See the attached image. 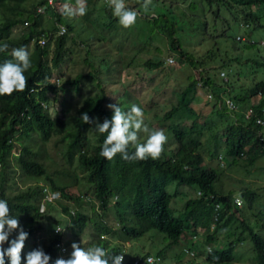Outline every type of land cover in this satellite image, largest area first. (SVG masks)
Listing matches in <instances>:
<instances>
[{"label":"trees","instance_id":"trees-1","mask_svg":"<svg viewBox=\"0 0 264 264\" xmlns=\"http://www.w3.org/2000/svg\"><path fill=\"white\" fill-rule=\"evenodd\" d=\"M25 1L27 0H0V11L6 8L12 14L8 16L4 13L3 21H0V44L7 43L9 46L6 52H0V63L12 58L11 50L13 48L27 47L30 41L35 39L33 42L35 43L34 48L30 51L32 67L24 73L28 80L26 90L14 92L11 96H0V164L2 167L5 168V162L12 156L15 162L19 163L24 174L35 181L44 180L53 190H57L61 199L56 202V205H60L62 212L67 213L66 215L70 217L68 227H72L74 234L81 235L88 223H91L95 229V231L92 229L90 233V236H93L95 240L93 245L103 246L109 256L124 254L123 264H131L134 258L144 257L149 252L144 251V253L138 255L137 252L130 250L132 255L128 251L127 253L131 256H127L121 243L110 242L106 238L103 239L106 234L114 236L117 233L119 234L118 238L134 240L148 231H153L167 238L169 242L166 247H171L179 244L184 235L191 238L190 236H195L198 233L199 235L205 233L204 242L206 243H203L205 251H201L205 264H233L234 249L238 243L245 239V235L252 242L254 248L255 256L253 260H250L253 261V264H264V236L255 231L254 227L245 221L241 207L237 209L238 216L232 212L235 206L233 197L229 196V193L225 194L217 189L218 172L203 165L201 137L204 134L205 120L200 122L199 114L190 107L196 99L195 93L198 84L216 102H222L223 94H225L231 97L240 107L243 106V103H246L243 106V112L241 113V110L238 112L240 114L239 119L227 129L225 135L227 150L224 160L229 159L230 162H235L237 159L245 157L247 163L251 164L258 157L264 156L263 134H259L261 129L254 122V117L264 119V80L257 81L246 91L245 95L237 93L231 96L230 89L233 87L228 78L226 81L216 79V77H219V72L223 71L219 69H224L227 66L225 62L220 67L217 66V70L213 74H207L205 61L183 49L176 29V20L171 19L167 12L168 10L172 11L173 2L166 3L165 0H161L162 8H159L152 1L148 11L141 13L138 6L141 5L142 0H125L129 8L139 12V16L144 20L150 31L157 28L160 31H162V28L166 29L169 41L168 50L177 54L179 63L183 62L184 65L187 64L191 68L197 69L199 78L195 79L191 72L188 73V76H186L188 77L187 84L176 93V103L170 107L168 112L164 113L159 122L163 126L165 120L171 119V123L167 127L171 128L175 138V147L172 151L163 153L155 160L148 158L129 161L122 159L120 154H117L112 160H108L100 156L103 141L107 134L96 132L94 124H85L80 119L85 112L93 120L98 118L101 123L105 118L111 119L114 113L112 109L105 107L103 103L104 94L86 97L74 115L67 116L64 113L65 111H55L54 115L48 112L46 108L50 102L48 93L56 96L63 91L62 85L49 81L50 70L52 67L57 68L65 55L69 53L66 47V38L73 27L70 23L66 24L62 19L63 15L60 11H57V7H54L58 6V0H56L53 7L48 5L47 0H38L37 3L33 4L32 11L21 8L22 3ZM205 1L210 6H213V4L216 6L215 16L222 8H226L232 14V10L241 7L247 21L254 19L260 22L264 18V0ZM103 2L108 7L107 10L112 11L109 0L106 2L103 0ZM127 2H131V4H127ZM38 6H45L44 14L55 20L56 24L65 23L66 32L58 35L57 25L52 24L48 28L43 26L39 20V16L42 15L36 13ZM252 6L256 7V11L251 9ZM150 9L151 12L155 11L153 16H149ZM91 10L94 11L95 9L92 8ZM1 16L0 12V18H2ZM234 18L235 21L238 20L236 15H234ZM106 19L108 20L107 27L111 24L116 25L118 20L114 15H109V19L106 16ZM25 21L29 23L27 30L22 31L19 35L11 36L12 28L19 24L23 25ZM260 24L264 26L262 22ZM137 29L142 30L144 28L139 26ZM142 32L144 33V31ZM40 36L47 38L43 46L37 42ZM244 37V40L236 41L240 43L239 48L246 51L257 48L259 52L257 45L262 46L257 44L259 41L254 39L256 43H250V37L246 34H244ZM148 39H151L150 35L147 37ZM49 44H53L54 49L51 52ZM49 53L52 54L49 59L50 65L48 64ZM208 56L211 57L212 53L207 55L206 58ZM163 63V58H158L154 61H145L146 66H144L159 68ZM259 65L264 66V60ZM226 73V75L230 74V72ZM89 76L94 77L92 74L87 75V77ZM85 77L78 75L72 80H66L65 83L79 89L78 86L83 78L85 80ZM91 80L88 82H91ZM96 86L100 87L98 83H96ZM225 88H229V93ZM255 96H261L260 102L247 105L249 102H246V99ZM221 105L224 110L229 111L223 103ZM247 107L253 109V114L249 119L244 116ZM127 108L129 106L124 107L123 110ZM172 118L177 119V121ZM89 131L95 133L97 138V143L94 146H91L87 136ZM34 134L38 135L41 143L49 140L52 136H60L58 143L62 145L61 153L69 163H71V158L75 154L77 155L78 167L84 174L82 179H86L89 183L94 201L103 212L104 217L107 216L108 211L113 212V219L117 222L116 225L110 224L102 218L100 219L98 214L95 215V219L80 209L82 202H86L93 212L96 210L92 197L87 192L83 194L73 193L71 191L72 185L57 184L47 174L45 166L36 158L28 142L24 141V139H32ZM133 151L134 149L130 146L129 153ZM74 183L77 184L76 178ZM172 183L180 187H193L195 191L199 192L197 197L187 200L186 208L180 215L175 214V209L171 205L174 193L169 192L168 187ZM3 184L4 180L0 178V199L8 202L12 216L17 217L19 221L27 220V228L25 229V226L22 228L28 233L29 238L33 230L41 228L38 224H41V219L47 215L38 212L36 202L40 194L39 189L37 186H28L26 191L9 197L6 195ZM242 197L244 203L249 206L255 200L256 194L247 189L242 193ZM61 201H65V203ZM71 201L78 205L75 208L74 215L70 213L71 206L69 202ZM216 203L220 204V209L217 212L214 210ZM53 206L55 205L50 204V209ZM215 214H217L218 220L214 223V228L211 229ZM255 223L259 227H264V205L256 214ZM232 224L240 229L238 233L236 231L227 232V235L234 238L222 245L219 241L216 242L214 234ZM17 235L18 232L10 236L9 239L11 240ZM60 238L59 235L55 236L52 241L40 247L51 256L50 264H54L55 260L59 258L56 243L60 241ZM182 244L183 247L187 244L185 248H191V243L188 240L187 242L185 240ZM206 245L211 249V252L206 251ZM8 246L6 243L4 248ZM31 247V251L35 249L34 243L31 244ZM192 248L197 247L193 246ZM183 250L185 254L190 256L184 248ZM156 255L161 256V254ZM199 257L201 255H197V258ZM197 260L192 257V264H199ZM9 261L5 257V262Z\"/></svg>","mask_w":264,"mask_h":264},{"label":"rangeland","instance_id":"rangeland-1","mask_svg":"<svg viewBox=\"0 0 264 264\" xmlns=\"http://www.w3.org/2000/svg\"><path fill=\"white\" fill-rule=\"evenodd\" d=\"M37 1L27 0L22 3L21 8L32 11L31 9L34 8L33 4L37 3ZM104 1L106 2L107 0ZM152 1L157 4V7L162 8L161 0ZM58 2V6L54 7H57V11H60L64 3L74 4L75 0H58ZM165 2H173L174 4L171 12L170 10L166 11L171 19L176 20V29L183 49L198 59L202 58L205 61L207 74H213L217 70V66L220 67L222 63L225 62L227 64L224 69L219 70H223L225 73L230 72V74L226 75V79L220 76L216 77V79L218 81L219 79L226 81L228 78L233 87L230 89L231 96L237 93L245 95L246 91L257 81L264 80V66L259 65L264 60V45H257L259 52L257 48L246 51L239 48L240 43H237L235 38L236 35L244 33L257 41L264 39V26L260 24L262 22L264 25V18L260 22L254 19L247 21L241 7L232 10V14L226 8H222L215 16L216 6L214 4L210 6L205 0H165ZM127 4H131V2H127ZM87 6V14L83 17L68 18L62 16L66 24L70 23L73 29L67 34L66 38V47L69 53L65 55L57 68L52 67L50 70L49 81L62 85L63 91L56 96L48 93L50 101L46 107L48 112L54 115L55 111H65L64 113L67 116L74 115L86 97L103 94L105 97L103 103L107 109H110L108 105L114 104L122 109L129 106L125 110L127 111L132 104H136L143 109L145 123L150 129H162L165 131L168 139L163 147L162 154L169 153L175 147V138L171 128L167 127L170 125L171 119L165 120L163 126L159 122L164 113L168 112L170 107L176 103V93L187 84L188 77L186 76H188V73L191 72L194 78L198 79V70L191 68L187 64L184 65L183 62L179 63L177 54L168 50L169 41L165 28H162V31L159 28L150 31L139 15L135 25L130 28H123L119 25L118 20L116 25L111 24V26L107 27L108 20L106 16L109 19V15L113 14L112 11L107 10L108 7L103 0H87ZM92 8L95 10L92 11ZM251 9L256 11L255 6H252ZM138 10L141 13L145 12L142 10L141 5L138 6ZM0 12L2 15V18H0L1 22L3 21V15H12L6 8L1 9ZM154 13L155 11L151 12L150 9L149 16H153ZM41 15L39 20L46 28L51 27L52 24L57 25V27L65 26V23L56 24L55 20L48 18L47 14L42 13ZM234 15H236L237 21L234 20ZM205 22L206 26L204 25ZM241 24H243V27ZM246 24H248L247 27ZM28 26L29 23L16 25L12 28L10 35H19L22 31L27 30ZM139 26L144 29L138 30ZM149 35L151 39L147 40ZM34 40L30 41L27 46L29 52L34 48ZM49 47L51 52L54 49L53 44H49ZM211 53L212 56L206 58ZM51 56L52 54L49 53L48 64ZM170 57L174 59V63L167 65V59ZM158 58H163L164 63L161 67H145V61H154ZM212 58H214L213 61H211ZM209 60L210 62L208 63ZM88 74H92L94 77H87ZM78 75L86 76L85 80L84 78L81 80L78 86L79 89L65 83L66 80H72ZM89 80L91 82H88ZM96 83L100 87H97ZM225 90L229 93V88H225ZM195 95L196 99L190 107L199 114L200 122L205 120L204 134L201 137L203 165L218 172L216 185L219 191L225 194L229 193V196L239 197L242 200L244 199L242 193L247 189L256 194L255 200L249 206L243 200L241 209L244 213L245 221L254 227L255 231L264 236V227H259L255 223L256 214L264 205V156L258 157L251 164L247 163L245 157L237 159L235 162H230L229 159L224 160L227 150L225 143L227 129L239 119L240 114L238 112L240 110L241 113L243 112V106L246 103H243L239 110H235V112L229 110V112L222 108V102H216L211 99L199 84ZM260 100L261 96H255L248 97L246 102H249L247 105L251 103L258 104ZM172 119L177 121L175 118ZM87 136L91 146H94L97 143L95 133L89 131ZM146 138V134H139L141 143ZM59 139L60 136H52L49 140L41 143L38 135L34 134L32 139H24V141L28 142L36 158L45 166L47 174L57 184L72 185L71 191L73 193L83 194L87 192V194L91 195L92 190L89 183L86 179H82L84 174L78 167L77 155L75 154L71 158V163H69L67 158L61 153L62 145L58 143ZM5 163V168L0 165V178L4 180L3 186L7 196L13 197L26 191L28 186H34L35 180L23 173L19 163L15 162L12 156ZM75 178L77 184L74 183ZM168 191L174 193L171 205L175 209L176 215L184 212L188 199L198 196L197 191L193 187H180L175 183L168 187ZM92 201L96 209L94 212L86 202H82L80 209L95 219V215L98 214L100 219L102 218L110 224L116 225L117 222L113 219V212L108 211L106 213L107 216L104 217L93 197ZM62 202L65 203V201ZM69 203L71 206L70 210L74 209L75 211L78 205L72 201ZM235 213L238 216V213ZM66 214L62 212L60 205H56L41 219V224H38L41 228L36 230H39L45 236L44 243L49 241L51 236H48L47 232L53 228L51 224L54 221V217H57L62 220L64 225L63 238L69 244L67 246L69 254L72 251L71 245L73 242L85 248L93 245L95 240L93 236H90V233L92 229L95 231L94 226L88 223L81 235H75L72 227H68L70 217ZM26 221L20 220V227H27ZM33 226L36 227L34 224ZM235 228V225L232 224L225 229H220L214 234L216 242L219 241L222 245L233 239L234 237L227 235V232L236 231L238 233L240 229ZM14 234L16 232L12 235ZM118 237L119 234L117 233L114 236L106 234L103 239L106 238L110 242L121 243L126 250L127 256L132 255L130 250L137 252L136 254L138 255L147 251L152 254H161L165 264H192V257L185 254L183 250L187 244L184 247L182 244L185 240L187 242L189 236L188 238L186 235L182 236L180 243L171 247H166L169 242L167 238L153 231H148L134 240H123ZM244 237L245 239L238 243L234 249L233 264H253L250 259L253 260L255 256L254 248L252 242L245 235ZM30 239L29 237L26 240L27 245L22 250L21 264H26V257L31 248ZM204 239L205 233L201 235L198 233L194 236L193 241L190 238V247L196 246L197 248L193 249L200 254L201 251L205 250L203 243L205 244L206 242H204ZM192 242L196 245H193ZM162 248L165 249L161 250ZM128 251L131 255L127 253ZM69 256L65 259L69 258Z\"/></svg>","mask_w":264,"mask_h":264},{"label":"clouds","instance_id":"clouds-1","mask_svg":"<svg viewBox=\"0 0 264 264\" xmlns=\"http://www.w3.org/2000/svg\"><path fill=\"white\" fill-rule=\"evenodd\" d=\"M151 4L152 0H142V10L147 12ZM109 6L112 9L113 15L118 19L119 25L123 28H130L137 22L138 11L129 8L125 0H109ZM87 11V0H75L74 4L66 2L60 8L61 15L68 18L83 17L87 14ZM241 26L243 27V24ZM260 41H264V39ZM260 41L257 44H260ZM8 47L7 43L0 44V52H6ZM11 57V59H6L0 63V96H11L14 92H23L28 86L27 77L24 75L32 67L28 48L25 46L13 48L11 50ZM221 75L224 74L222 73ZM108 107L112 109L114 114L111 119L105 118L102 123L98 118L93 120L87 112L83 113L80 117L85 124H94L96 132L107 134L103 141L100 156L112 160L117 154H120L122 159L129 161L145 160L148 158L155 160L161 156L163 147L167 143V135L162 129H150L148 127L144 120L143 109L140 106L132 104L127 111L114 104H110ZM239 108L240 105L237 110ZM257 123L261 124L264 122L258 120ZM140 133L146 134L147 137L143 143L139 139ZM130 146L134 149L132 153H129ZM34 186L38 187L40 193L36 202L38 212L48 214L50 212V204L56 206V202L60 201V193L57 190H53L44 180L35 181ZM47 192L54 193L52 200L46 199L45 195ZM197 195H199L198 191ZM237 200H240L239 204H237ZM233 203L235 206L232 212L236 214L235 212H237L238 207L242 206L243 200L239 197H233ZM219 209L220 204L216 203L214 210L217 212ZM70 213L74 215V210L71 209ZM213 220L211 229L214 228V223L218 220L217 214L214 215ZM51 225H53V228L47 232L48 236H51L47 243L52 241L55 236L59 235L61 237L60 241L56 243L59 258L55 260L54 264H110V261L111 264H123L124 254L109 256L106 249L99 245L85 248L73 242L71 245L72 251L69 254V248L67 247L69 244L63 238L65 230L62 220L54 217ZM17 231L18 235L10 240V236ZM29 237L31 238V244L34 243L35 249L32 251V247L29 249L30 252L27 254L26 264H50L52 260L51 256L43 248H40L42 245L47 244L44 243L45 236L35 229ZM27 238L28 233L20 227L19 219L10 214L8 202L0 199V264H5V257L10 260L7 264H21V253L25 245H27ZM189 240L190 238H188ZM191 240H194V236L191 237ZM6 243L9 246L4 248ZM206 248L207 252H211L208 246ZM184 249L196 260L199 259L197 260L199 264H205L203 255L194 250L192 246L190 249ZM197 255H201V257L197 258ZM68 256L69 258L65 259ZM147 256L150 257L145 260ZM135 259H139L140 261L145 260V264H165L161 256L152 253H148L144 257L134 258L131 264H134Z\"/></svg>","mask_w":264,"mask_h":264},{"label":"built area","instance_id":"built-area-1","mask_svg":"<svg viewBox=\"0 0 264 264\" xmlns=\"http://www.w3.org/2000/svg\"><path fill=\"white\" fill-rule=\"evenodd\" d=\"M47 3H48V5H50L51 7H53L54 5H55V3H56V0H47ZM44 9H45V6H38L37 8H36V13H37V15H41L42 13L44 14ZM28 22L27 21H25V24H27ZM66 32V29H65V26H59L58 27V30H57V34L58 35H62V34H64ZM245 39V37H244V35L243 34H238L237 36H236V40H238V41H242V40H244ZM250 40V43H254L255 41H254V39L253 38H249ZM46 41H47V38H45L44 36H40V38L38 39V43H39V45H44L45 43H46ZM260 44H264V41H260ZM168 60V62H167V64H173L174 63V59L173 58H168L167 59ZM224 74V75H221V74ZM219 76L221 77V78H225L226 79V73H225V71H220L219 72ZM225 94H223V99H222V103L225 105V107L228 109V110H230V111H234V110H237V108H238V106H239V104H237L236 102H234L233 101V99L232 98H230L229 96H226ZM252 114H253V109L251 108V107H247L246 108V110L244 111V116H245V118L246 119H249L251 116H252ZM262 121V122H264V119L263 118H261V117H254V122H255V124L256 125H258L259 127H260V132H259V134H263L262 136V138L264 139V123H261V124H258L257 123V121ZM53 194L54 193H46V199L47 200H52L53 199ZM239 202H240V200H237V204H239ZM148 257H150V256H147L146 258H145V260H147V258ZM153 258V257H152ZM145 260H143V261H140L139 259H135L134 260V264H145ZM153 261H154V259H153Z\"/></svg>","mask_w":264,"mask_h":264}]
</instances>
